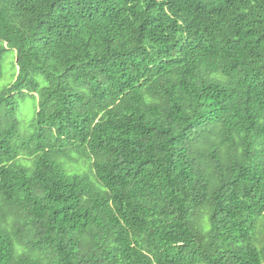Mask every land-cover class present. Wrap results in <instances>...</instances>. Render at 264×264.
Listing matches in <instances>:
<instances>
[{
  "label": "trees",
  "instance_id": "trees-1",
  "mask_svg": "<svg viewBox=\"0 0 264 264\" xmlns=\"http://www.w3.org/2000/svg\"><path fill=\"white\" fill-rule=\"evenodd\" d=\"M9 51L0 264H264V0H0Z\"/></svg>",
  "mask_w": 264,
  "mask_h": 264
},
{
  "label": "rangeland",
  "instance_id": "rangeland-1",
  "mask_svg": "<svg viewBox=\"0 0 264 264\" xmlns=\"http://www.w3.org/2000/svg\"><path fill=\"white\" fill-rule=\"evenodd\" d=\"M15 61V53L9 51L6 53L3 64H2V76L0 78V90L12 82L11 72ZM36 101L33 98H26L20 103V108L17 113V120L20 123V128L24 131L26 125H29L35 116ZM82 172L85 169L81 167Z\"/></svg>",
  "mask_w": 264,
  "mask_h": 264
}]
</instances>
